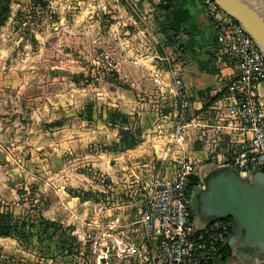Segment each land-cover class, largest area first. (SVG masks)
I'll list each match as a JSON object with an SVG mask.
<instances>
[{"label": "rangeland", "instance_id": "1", "mask_svg": "<svg viewBox=\"0 0 264 264\" xmlns=\"http://www.w3.org/2000/svg\"><path fill=\"white\" fill-rule=\"evenodd\" d=\"M242 1L264 19V0ZM9 6L0 26V212L54 220L75 249L67 256L40 233L0 237V264H119L98 260L90 241L112 216L134 218L145 200L141 182L167 152L156 132L172 102L162 21L148 0ZM123 129L139 134L133 148H120ZM99 209L103 222L94 218ZM192 209L203 228L198 201Z\"/></svg>", "mask_w": 264, "mask_h": 264}, {"label": "built area", "instance_id": "2", "mask_svg": "<svg viewBox=\"0 0 264 264\" xmlns=\"http://www.w3.org/2000/svg\"><path fill=\"white\" fill-rule=\"evenodd\" d=\"M201 1L214 29L216 61L235 66V71L225 93L194 107L179 69L164 57L170 81L165 91L172 102L156 132L167 138L163 145L167 152L158 157L157 171L141 182L145 200L134 218L112 216L100 234L108 240L99 235L90 241L98 260L209 264L216 251L214 243L222 233L207 234L194 225L193 192L204 187L198 164L205 169L208 163L214 169L231 167L243 179L251 178L255 169L264 171V52L242 24L216 2ZM103 56L100 53L97 58ZM155 83H160L159 78ZM197 148L204 152V159L195 157ZM194 178L196 183L190 184ZM94 216L95 221H104L101 209L94 210Z\"/></svg>", "mask_w": 264, "mask_h": 264}, {"label": "crops", "instance_id": "3", "mask_svg": "<svg viewBox=\"0 0 264 264\" xmlns=\"http://www.w3.org/2000/svg\"><path fill=\"white\" fill-rule=\"evenodd\" d=\"M158 3L170 4L159 18L162 21L161 32L166 40V56L179 69L182 84L190 95L192 105L199 106L210 96L225 89L235 66H225L216 61L214 29L201 0H148L152 11ZM203 90H208V95L198 94ZM194 155L199 160L205 158L204 152L198 148ZM196 189L199 188L196 187L194 191ZM224 241L229 247V253L222 258L224 252L215 251L209 264H264V245L247 244L232 230V225Z\"/></svg>", "mask_w": 264, "mask_h": 264}, {"label": "water", "instance_id": "4", "mask_svg": "<svg viewBox=\"0 0 264 264\" xmlns=\"http://www.w3.org/2000/svg\"><path fill=\"white\" fill-rule=\"evenodd\" d=\"M250 33L264 52V19L242 0H213ZM197 194L207 223L231 217L232 230L247 244L264 245V171L240 178L231 167L209 170Z\"/></svg>", "mask_w": 264, "mask_h": 264}, {"label": "trees", "instance_id": "5", "mask_svg": "<svg viewBox=\"0 0 264 264\" xmlns=\"http://www.w3.org/2000/svg\"><path fill=\"white\" fill-rule=\"evenodd\" d=\"M35 6L43 8L48 5L49 0H32ZM10 0H0V26L6 21L9 11H10ZM170 7V4H155L154 8V20L156 23L159 22V18L163 15V12ZM226 89L219 91L218 93L210 96L206 102L214 101L219 98ZM208 90H203L198 92L201 96L208 95ZM117 113L113 112L110 114L112 120L117 117ZM122 122L127 124V119L125 116H122ZM61 121L56 120L49 123L48 125H60ZM140 142L139 134L132 132L129 129H123L120 133V148L128 149L133 148L136 144ZM191 181L190 184L196 183ZM231 217L222 218L216 222L209 223L205 227L199 229L201 232H206L207 234H217V232L222 233V238L216 239L214 243V248L218 253L224 252L222 258H225L229 253V247L225 243L224 238L230 232L231 229ZM36 220H30L29 218H17L9 212H0V237L8 236H32L35 233L44 234L47 236L48 240L60 244L61 253L69 256L73 254L75 249L74 245L71 242L72 236L62 227V225L54 220H50L39 216V221L37 224ZM37 226H39V231H37Z\"/></svg>", "mask_w": 264, "mask_h": 264}, {"label": "flooded vegetation", "instance_id": "6", "mask_svg": "<svg viewBox=\"0 0 264 264\" xmlns=\"http://www.w3.org/2000/svg\"><path fill=\"white\" fill-rule=\"evenodd\" d=\"M205 169V168H204ZM202 170L201 172L203 173V178H206V176L209 174V170ZM200 191V188L199 189H196L195 191H194V194H193V197H192V206H196V204H197V194H198V192Z\"/></svg>", "mask_w": 264, "mask_h": 264}]
</instances>
